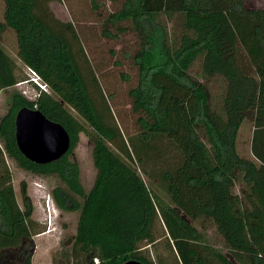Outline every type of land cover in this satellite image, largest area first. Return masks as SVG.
Returning <instances> with one entry per match:
<instances>
[{"label": "trees", "instance_id": "trees-1", "mask_svg": "<svg viewBox=\"0 0 264 264\" xmlns=\"http://www.w3.org/2000/svg\"><path fill=\"white\" fill-rule=\"evenodd\" d=\"M88 1L97 10L96 1ZM1 2L0 34L13 33L26 72L20 76L0 46V91L29 81L28 70L45 90L30 83L37 93L32 101L11 91L0 117V264L43 232H34L24 183L17 205L3 154L24 172L55 176L62 185L50 192L55 207L78 212L64 264H264V9L246 0H121L105 25L127 21L139 41L132 57L137 81L127 91L138 133L125 139L102 95L105 112L89 96L70 25L50 16L47 0ZM23 107L66 132L69 147L58 160L36 165L18 152L13 120ZM248 117L250 156L244 158L236 141ZM79 134L92 145L95 175L87 192L69 160ZM162 158L164 166L152 169ZM149 165L156 171L147 173ZM156 221L166 256L154 261L141 248L156 244ZM194 223L208 225L220 247Z\"/></svg>", "mask_w": 264, "mask_h": 264}, {"label": "rangeland", "instance_id": "rangeland-1", "mask_svg": "<svg viewBox=\"0 0 264 264\" xmlns=\"http://www.w3.org/2000/svg\"><path fill=\"white\" fill-rule=\"evenodd\" d=\"M95 1L98 6L97 10L91 8L88 0H47L45 8L54 20L62 24H69L76 36V40L69 37L72 51L94 105L101 111L105 110L102 95L111 113V122L116 125L121 136L125 139L134 137L138 133L135 123L137 115L132 114L130 110L127 91L133 88L137 81V70L132 57L138 49L139 41L127 21L116 25H105L106 17L120 9L121 0ZM246 5L250 8L264 9V0H246ZM1 13L2 2L0 0V21H2ZM103 32L115 37H105ZM0 36L2 37L0 46L1 44L5 46H1L2 49L15 62L19 75L25 77L26 70L16 58L13 35L5 32ZM197 66L198 63H195L193 69L195 70ZM92 80L95 82L93 86ZM11 91L17 92L31 101L35 98V91L29 84H20V86L0 91V117L6 111ZM108 118L106 120L109 121ZM76 119L80 121L78 117ZM87 131L91 132V129L87 127ZM250 134L251 120L248 117L241 125L236 141L237 152L244 158L250 156ZM0 147H2L1 142ZM91 148L92 145L88 139L83 134H79L78 143L69 156V160L78 167L79 182L84 192H87L91 187L95 175L91 164ZM2 158L10 176V184L17 205L21 208L20 186L21 183H24L25 193L31 206V220L37 225L34 232L43 230L42 233L33 236L30 244L26 245L24 251L30 257L29 264H64L62 255L69 250L78 212H62L55 207L50 192L56 187H62L55 176L32 175L20 170L4 154ZM152 164H154L152 168L154 169L155 166L163 167L165 163L162 158L161 161H153ZM132 166L147 188L150 189L149 181L142 174L136 160L132 161ZM149 167L150 165L146 166L147 173L156 171ZM153 188L155 193L160 194L159 189ZM75 200L81 203V199L75 198ZM194 226L198 231L204 232L213 246L220 247L218 236L208 225L199 227L194 223ZM162 234V225L156 221L152 227V236L157 240L156 244L153 246L142 245L141 248L143 251H147L149 257L154 261L156 255L162 258L166 256L162 247L163 240L160 238Z\"/></svg>", "mask_w": 264, "mask_h": 264}, {"label": "water", "instance_id": "water-1", "mask_svg": "<svg viewBox=\"0 0 264 264\" xmlns=\"http://www.w3.org/2000/svg\"><path fill=\"white\" fill-rule=\"evenodd\" d=\"M14 142L18 152L29 162L44 165L66 153L69 139L63 128L47 120L37 110L19 109L14 116ZM123 264H141L127 260Z\"/></svg>", "mask_w": 264, "mask_h": 264}, {"label": "flooded vegetation", "instance_id": "flooded-vegetation-1", "mask_svg": "<svg viewBox=\"0 0 264 264\" xmlns=\"http://www.w3.org/2000/svg\"><path fill=\"white\" fill-rule=\"evenodd\" d=\"M19 250H14L12 253L9 255V261L6 263L2 264H24V259L22 255H25V251L21 250L20 252H17Z\"/></svg>", "mask_w": 264, "mask_h": 264}, {"label": "built area", "instance_id": "built-area-1", "mask_svg": "<svg viewBox=\"0 0 264 264\" xmlns=\"http://www.w3.org/2000/svg\"><path fill=\"white\" fill-rule=\"evenodd\" d=\"M28 72V74H29V81H25V82H21V83H18V84H16L15 86L17 87V86H20V84H29L30 86H31V84L30 83H32L35 87H37L38 89H40V90H45V88H44V86L43 85H41L40 83H39V80H38V78L35 76V74L31 71V70H28L27 71ZM32 87V86H31ZM33 88V87H32ZM34 89V88H33ZM34 91H35V89H34ZM37 96V93H36V91H35V97ZM35 99V98H34ZM28 100V99H27ZM31 101V100H30ZM94 262H95V260H94Z\"/></svg>", "mask_w": 264, "mask_h": 264}, {"label": "crops", "instance_id": "crops-1", "mask_svg": "<svg viewBox=\"0 0 264 264\" xmlns=\"http://www.w3.org/2000/svg\"><path fill=\"white\" fill-rule=\"evenodd\" d=\"M0 22H1V21H0ZM5 32H6V33H10V34H12V35H13V33H11V32H10V31H8V30H4L2 33L4 34ZM2 33H1V34H2ZM13 37H14V36H13ZM0 38H2V37L0 36ZM1 46H2V47H5V46H4V45H2V44H1Z\"/></svg>", "mask_w": 264, "mask_h": 264}]
</instances>
